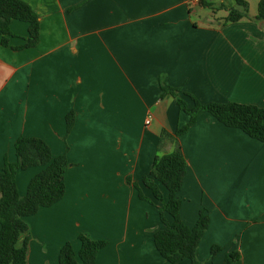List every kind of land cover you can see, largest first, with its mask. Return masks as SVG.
Instances as JSON below:
<instances>
[{
  "label": "crops",
  "instance_id": "0c3cea01",
  "mask_svg": "<svg viewBox=\"0 0 264 264\" xmlns=\"http://www.w3.org/2000/svg\"><path fill=\"white\" fill-rule=\"evenodd\" d=\"M22 1L38 16L39 37L16 49L28 25L12 20L0 43V171L4 157L15 161L20 136L42 139L67 160L63 197L26 218L19 242L28 238L27 264H58L66 242L78 251L79 234L106 242L95 264H170L153 243L161 203L142 179L161 132L173 134L189 117L172 95L161 96V81L201 103L264 107V20L221 23L227 11L213 18L203 5L235 0ZM244 1L254 17L259 0ZM176 140L186 161L180 219L192 227L200 211L209 218L197 260L221 264L238 251L233 264H264V142L206 112ZM174 147L166 140L159 154ZM41 169L16 172L20 197ZM213 245L220 250L210 258Z\"/></svg>",
  "mask_w": 264,
  "mask_h": 264
},
{
  "label": "trees",
  "instance_id": "16d2710c",
  "mask_svg": "<svg viewBox=\"0 0 264 264\" xmlns=\"http://www.w3.org/2000/svg\"><path fill=\"white\" fill-rule=\"evenodd\" d=\"M214 12L218 9L227 11L221 23L236 22L243 18L264 20V0L257 3V12L254 17L248 13V4L244 0H235L232 7L223 4L214 5L203 3ZM18 20L27 23L26 43L16 49L34 46L39 37V21L33 9L22 0H0V43L7 45L11 36L10 22ZM161 96L172 95L179 111L188 115L187 123L169 134L162 131L157 154L154 156L151 169L142 183L151 190L153 197L161 203L158 207L159 219L162 228L153 233V243L159 255L170 264L188 259L192 264H202L197 260L196 250L203 236L209 218L200 211L195 224L187 227L180 219V200L178 192L181 188L186 171V161L183 152L177 143V136L187 130L198 114L206 112L216 121L229 128H237L243 133L258 141L264 142V107L237 102H207L201 103L189 93L173 88L161 81ZM183 96V97H182ZM187 97L190 101L184 99ZM73 123V113L70 111L65 118L67 132ZM173 141L175 147L172 152L159 154L162 143ZM15 161L3 159L0 171V264H27V243L25 237L22 242L19 238L27 229L26 218L35 214L42 207H49L58 202L65 193L64 172L67 160L64 154L53 156L48 145L39 138L18 137L14 144ZM41 166L42 169L32 176L28 182L24 196L20 197L15 183V174L18 170ZM162 185L167 191V200L159 190ZM168 215L170 221L165 217ZM79 249L74 252L72 245L66 242L58 252V264H95L97 252L106 245L103 240H92L82 234L78 235ZM220 248L211 246L209 256L214 257ZM240 258L238 251L226 253L221 264H233Z\"/></svg>",
  "mask_w": 264,
  "mask_h": 264
},
{
  "label": "rangeland",
  "instance_id": "374dc122",
  "mask_svg": "<svg viewBox=\"0 0 264 264\" xmlns=\"http://www.w3.org/2000/svg\"><path fill=\"white\" fill-rule=\"evenodd\" d=\"M248 11H249V10H248ZM211 13H212V12H211ZM212 14H213V15L215 14V15L213 16ZM212 14H211V16H212L213 18H222V17L225 16V13H224L222 10H220V11H218V12L215 11V12L212 13ZM208 15H209V14H208ZM213 18H210V17H209L210 20H213ZM219 20H222V19H219Z\"/></svg>",
  "mask_w": 264,
  "mask_h": 264
}]
</instances>
